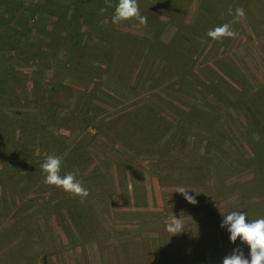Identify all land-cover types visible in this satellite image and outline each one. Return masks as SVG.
Instances as JSON below:
<instances>
[{
	"label": "rangeland",
	"instance_id": "rangeland-1",
	"mask_svg": "<svg viewBox=\"0 0 264 264\" xmlns=\"http://www.w3.org/2000/svg\"><path fill=\"white\" fill-rule=\"evenodd\" d=\"M117 2L0 0V264L250 259L221 223L264 218V0H138L146 25ZM49 155L84 203L44 183Z\"/></svg>",
	"mask_w": 264,
	"mask_h": 264
},
{
	"label": "clouds",
	"instance_id": "clouds-1",
	"mask_svg": "<svg viewBox=\"0 0 264 264\" xmlns=\"http://www.w3.org/2000/svg\"><path fill=\"white\" fill-rule=\"evenodd\" d=\"M106 7L102 8L101 14L112 5L109 0H105ZM229 15H234L231 23L222 24L207 32V36L214 41H223L225 38H235L237 33L232 29V25L238 23L240 19L245 17L243 8H236L235 12L229 8ZM147 16L141 14L138 0H118L115 5L114 13L111 17L113 24H120L124 21L135 20L138 25L147 24ZM42 172L45 174L44 183L49 186H55L64 192L79 197L80 202L84 203L89 192L82 186V183L76 179L78 170L75 172L61 173V160L59 157L49 155L41 165ZM184 198L190 203L195 204L196 200L193 196L188 195L187 190L180 189ZM167 232L177 235L183 231L180 219L168 218L164 221ZM221 228L227 229L230 234V240L233 244L238 239L250 248V259L246 258L243 252L237 248L230 255L223 259V264H264V218L248 221L245 213L232 211L227 215H223ZM173 235V236H174Z\"/></svg>",
	"mask_w": 264,
	"mask_h": 264
},
{
	"label": "trees",
	"instance_id": "trees-1",
	"mask_svg": "<svg viewBox=\"0 0 264 264\" xmlns=\"http://www.w3.org/2000/svg\"><path fill=\"white\" fill-rule=\"evenodd\" d=\"M76 3H80L81 4V6H82V4H84L83 3V0H74ZM88 5H89V3H88ZM0 86H3V81L2 80H0ZM3 90L2 89H0V93L2 92Z\"/></svg>",
	"mask_w": 264,
	"mask_h": 264
},
{
	"label": "crops",
	"instance_id": "crops-1",
	"mask_svg": "<svg viewBox=\"0 0 264 264\" xmlns=\"http://www.w3.org/2000/svg\"><path fill=\"white\" fill-rule=\"evenodd\" d=\"M225 244H226V243H225ZM228 247H230V240H229V242H228ZM231 250H232V249H231V248H229V249H228V253H230V252H231ZM221 262L223 263V260H221Z\"/></svg>",
	"mask_w": 264,
	"mask_h": 264
}]
</instances>
